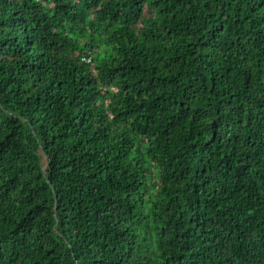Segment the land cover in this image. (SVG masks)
<instances>
[{
    "label": "trees",
    "instance_id": "1",
    "mask_svg": "<svg viewBox=\"0 0 264 264\" xmlns=\"http://www.w3.org/2000/svg\"><path fill=\"white\" fill-rule=\"evenodd\" d=\"M0 264H264V0H0Z\"/></svg>",
    "mask_w": 264,
    "mask_h": 264
}]
</instances>
